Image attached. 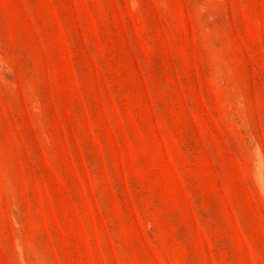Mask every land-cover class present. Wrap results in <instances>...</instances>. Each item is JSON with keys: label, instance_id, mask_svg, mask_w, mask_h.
Masks as SVG:
<instances>
[{"label": "rangeland", "instance_id": "obj_1", "mask_svg": "<svg viewBox=\"0 0 264 264\" xmlns=\"http://www.w3.org/2000/svg\"><path fill=\"white\" fill-rule=\"evenodd\" d=\"M0 264H264V0H0Z\"/></svg>", "mask_w": 264, "mask_h": 264}]
</instances>
